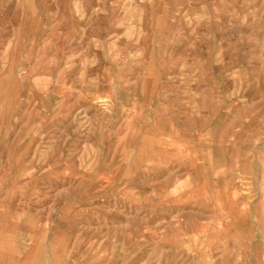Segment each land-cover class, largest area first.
<instances>
[{
	"label": "rangeland",
	"instance_id": "374dc122",
	"mask_svg": "<svg viewBox=\"0 0 264 264\" xmlns=\"http://www.w3.org/2000/svg\"><path fill=\"white\" fill-rule=\"evenodd\" d=\"M0 264H264V0H0Z\"/></svg>",
	"mask_w": 264,
	"mask_h": 264
},
{
	"label": "bare ground",
	"instance_id": "6f19581e",
	"mask_svg": "<svg viewBox=\"0 0 264 264\" xmlns=\"http://www.w3.org/2000/svg\"><path fill=\"white\" fill-rule=\"evenodd\" d=\"M152 77V76H151ZM62 99V98H61ZM75 115V114H74ZM163 177H164V175H163Z\"/></svg>",
	"mask_w": 264,
	"mask_h": 264
}]
</instances>
